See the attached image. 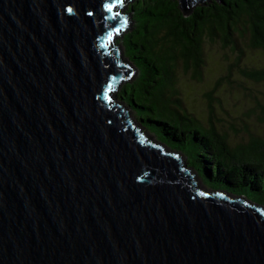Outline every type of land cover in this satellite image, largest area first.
<instances>
[{"label": "water", "instance_id": "1", "mask_svg": "<svg viewBox=\"0 0 264 264\" xmlns=\"http://www.w3.org/2000/svg\"><path fill=\"white\" fill-rule=\"evenodd\" d=\"M116 4L0 0V264H264V203L207 186L113 97L135 76Z\"/></svg>", "mask_w": 264, "mask_h": 264}, {"label": "trees", "instance_id": "2", "mask_svg": "<svg viewBox=\"0 0 264 264\" xmlns=\"http://www.w3.org/2000/svg\"><path fill=\"white\" fill-rule=\"evenodd\" d=\"M122 14L130 23L113 44L137 74L121 80L116 99L148 133L184 154L207 186L264 203V139L230 144L227 133L186 106L179 84L180 69L201 73L206 37L240 54L244 48L264 51V0H195L187 13L178 0H133ZM240 71L264 81V67Z\"/></svg>", "mask_w": 264, "mask_h": 264}, {"label": "rangeland", "instance_id": "3", "mask_svg": "<svg viewBox=\"0 0 264 264\" xmlns=\"http://www.w3.org/2000/svg\"><path fill=\"white\" fill-rule=\"evenodd\" d=\"M127 1L133 0H123V4ZM126 6L127 3L118 8L119 11H125ZM243 39L247 43L248 36ZM204 49L207 60L201 63L200 74L194 76L191 69L179 71V84L186 106L204 124L212 121L219 131L227 133L230 144L246 143L252 136L264 139V81H254L240 71L264 67V51L244 48L245 52L240 54L230 45L224 47L220 39L211 41L207 37ZM121 52L128 62L123 48ZM238 56L241 57L239 60ZM129 64L132 65L131 62ZM112 95L114 97L115 90Z\"/></svg>", "mask_w": 264, "mask_h": 264}, {"label": "snow or ice", "instance_id": "4", "mask_svg": "<svg viewBox=\"0 0 264 264\" xmlns=\"http://www.w3.org/2000/svg\"><path fill=\"white\" fill-rule=\"evenodd\" d=\"M122 0H117V3H121ZM106 7L108 8L109 11H111L112 5H106ZM69 12H71V9L68 10Z\"/></svg>", "mask_w": 264, "mask_h": 264}, {"label": "clouds", "instance_id": "5", "mask_svg": "<svg viewBox=\"0 0 264 264\" xmlns=\"http://www.w3.org/2000/svg\"><path fill=\"white\" fill-rule=\"evenodd\" d=\"M122 3H123V1H122ZM117 10H118V7H117ZM121 13H123V12H121Z\"/></svg>", "mask_w": 264, "mask_h": 264}]
</instances>
